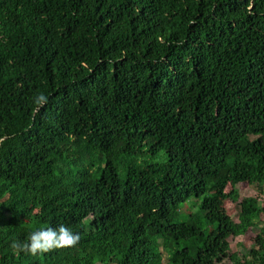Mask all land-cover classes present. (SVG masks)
I'll use <instances>...</instances> for the list:
<instances>
[{
  "label": "trees",
  "instance_id": "1",
  "mask_svg": "<svg viewBox=\"0 0 264 264\" xmlns=\"http://www.w3.org/2000/svg\"><path fill=\"white\" fill-rule=\"evenodd\" d=\"M242 183L264 192V0H0V264H264ZM59 224L76 244L11 247Z\"/></svg>",
  "mask_w": 264,
  "mask_h": 264
},
{
  "label": "clouds",
  "instance_id": "2",
  "mask_svg": "<svg viewBox=\"0 0 264 264\" xmlns=\"http://www.w3.org/2000/svg\"><path fill=\"white\" fill-rule=\"evenodd\" d=\"M38 100L43 101L44 97H37ZM79 240V235L73 233L64 224H59L56 227L51 225L43 228H37L32 231L27 243L11 245L14 250L26 252L30 255H37L38 253L47 252L51 249H59L76 244Z\"/></svg>",
  "mask_w": 264,
  "mask_h": 264
},
{
  "label": "rangeland",
  "instance_id": "3",
  "mask_svg": "<svg viewBox=\"0 0 264 264\" xmlns=\"http://www.w3.org/2000/svg\"><path fill=\"white\" fill-rule=\"evenodd\" d=\"M149 163L160 162L158 160H148ZM143 163V162H141ZM239 191V192H238ZM238 191H232L231 187H228L224 193L231 194L232 196L240 195L238 201L240 202L242 199L246 197H254L257 198L264 205V192H261L257 187L251 186L248 183H242L238 186ZM239 202H234L232 199L226 200L224 204V208L227 211L230 218L238 223L239 222ZM191 206V205H190ZM189 205L183 208V213L188 215L191 212V207ZM257 230H250L246 235L240 237H231L229 239L232 252L242 253L244 248H250L253 245H257L258 240L256 238Z\"/></svg>",
  "mask_w": 264,
  "mask_h": 264
}]
</instances>
